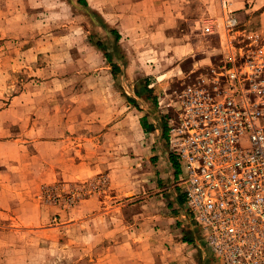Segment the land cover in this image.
Listing matches in <instances>:
<instances>
[{"label":"rangeland","instance_id":"1","mask_svg":"<svg viewBox=\"0 0 264 264\" xmlns=\"http://www.w3.org/2000/svg\"><path fill=\"white\" fill-rule=\"evenodd\" d=\"M256 30L264 0H0V264H218L168 105Z\"/></svg>","mask_w":264,"mask_h":264},{"label":"built area","instance_id":"2","mask_svg":"<svg viewBox=\"0 0 264 264\" xmlns=\"http://www.w3.org/2000/svg\"><path fill=\"white\" fill-rule=\"evenodd\" d=\"M252 32L168 105L178 187L218 264H264V32Z\"/></svg>","mask_w":264,"mask_h":264},{"label":"crops","instance_id":"3","mask_svg":"<svg viewBox=\"0 0 264 264\" xmlns=\"http://www.w3.org/2000/svg\"><path fill=\"white\" fill-rule=\"evenodd\" d=\"M254 0H234L235 4H239L241 5V7L243 6H247V4H249V2H253ZM259 1V0H257ZM170 188H172V185L170 186ZM169 191H171V189H169Z\"/></svg>","mask_w":264,"mask_h":264},{"label":"trees","instance_id":"4","mask_svg":"<svg viewBox=\"0 0 264 264\" xmlns=\"http://www.w3.org/2000/svg\"><path fill=\"white\" fill-rule=\"evenodd\" d=\"M137 93H138V96L141 97V95H142L141 92H137ZM143 126H144V125H143Z\"/></svg>","mask_w":264,"mask_h":264}]
</instances>
